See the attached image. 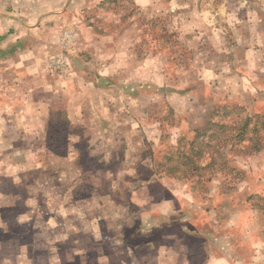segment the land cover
<instances>
[{
	"label": "rangeland",
	"instance_id": "obj_1",
	"mask_svg": "<svg viewBox=\"0 0 264 264\" xmlns=\"http://www.w3.org/2000/svg\"><path fill=\"white\" fill-rule=\"evenodd\" d=\"M103 2L92 10H83L80 16L78 13L82 27L62 28L58 52L38 62L54 79L69 76L68 52L78 54L88 70L97 67L92 58L98 54L102 57L98 64L105 69L106 57L118 45L113 43V36L128 30L125 43L118 45L123 51L117 57L119 65L125 64L128 77L115 76L116 84L121 89L129 85L128 89L120 96L115 84L105 95L108 109L104 103L95 108L94 114L101 121L106 118L108 125L95 122L89 123L90 129L82 126L78 130L86 135L97 127L115 128L125 139L119 143L121 148L124 144L128 150L120 158L130 167L140 158L144 177L154 175L163 189H169L161 191L163 197L172 193L181 213L186 214L180 221L176 219L175 230H164V239L168 240L165 245L159 244L161 231L151 236L155 247L160 245L156 249L161 248L159 255L166 252L164 264H264V0H178L182 9L179 13L163 12L158 17L151 13L153 7L140 8L134 0ZM0 4V16L10 15L3 0ZM28 14L22 12L26 19ZM187 22L192 23L189 30ZM3 31L4 36L14 33L9 27ZM66 33L71 35L68 40ZM26 46L22 43L20 48ZM61 56L65 64L58 68L54 61ZM28 62L34 61L26 52L13 59L0 55V83L9 88L12 81L32 79L26 73ZM35 78L44 77L40 74ZM126 78L130 84L122 86L120 82H127ZM95 79L94 75L90 77ZM16 93L22 97L21 90ZM102 95L90 92L96 100ZM6 99L0 87V100ZM57 114H51L50 127L70 132V125L64 123L66 114ZM247 118L251 121L243 127ZM58 142L50 140L48 144L59 147ZM24 143L27 141L22 140L21 146ZM85 143L89 142L83 141L79 147L85 148ZM4 147L8 146L4 143ZM16 152L17 161L24 162L25 151ZM199 153L203 155L200 160L196 157ZM2 161L10 160L4 157ZM196 164L198 168L194 169ZM26 174L6 171L4 175L8 176L0 181V192L18 196L20 212H42L50 199L49 184L40 185L28 195L25 188L15 190L12 186L10 180L18 183L17 178ZM42 174L35 171L34 176ZM155 189L160 188H151ZM54 197L51 200L56 208L58 197ZM66 206L68 212L75 210ZM190 211L194 217L187 214ZM0 219L9 229L0 226V243L27 239L11 234L26 228V221L22 219L19 224L15 219ZM183 231L194 234L188 236ZM140 241L133 236L131 249L136 250Z\"/></svg>",
	"mask_w": 264,
	"mask_h": 264
},
{
	"label": "crops",
	"instance_id": "obj_2",
	"mask_svg": "<svg viewBox=\"0 0 264 264\" xmlns=\"http://www.w3.org/2000/svg\"><path fill=\"white\" fill-rule=\"evenodd\" d=\"M3 1L7 6L5 11L11 14L0 16V44L3 45L0 55L13 59L26 52L34 62H28L26 69H30L27 71L22 67L32 79L12 81L9 88L8 84L0 83L7 98L0 100V181L8 176L4 175L8 170L26 172V177L17 178L18 183L10 180L15 190L25 188L28 195L40 185L49 184L50 199L42 212L24 213L20 212L18 196L9 197L6 192H0V218L15 219L19 224L23 219L22 222L29 224L11 233L22 234L27 239L12 238L0 243V264H164L166 252L160 256L161 248L156 250L168 241L164 239V230H175L176 222L186 214L181 213L172 193L163 197L161 191L168 192L169 189H163L154 175L149 179L144 177L140 158L133 167L120 158L128 150L124 144L121 148L119 143L125 139L115 128L107 126L99 130L97 127V131H86V135L78 130L82 126L90 129L89 123L109 124L106 118L101 121L94 112L100 103L107 104L108 109V96L105 95L115 87V76L128 77L125 64L122 67L117 61L123 51L118 45L125 43L128 30L113 36V43L118 45L106 57L105 69L98 64L102 59L98 54L92 58L97 67L88 70L84 68L87 63H81L78 54L68 52L67 57L71 59L69 76L54 79L51 73V76L44 73L39 60L58 52L57 39L62 28L69 25L82 27L78 13L80 16L83 10H92L104 0ZM164 1L165 4L162 0H134L140 8L153 7L151 13L155 17L163 12L179 13L182 10L178 0ZM24 11L29 13V18L22 15ZM190 25L192 23L187 22L188 30ZM4 27L14 33L11 31V35L4 36ZM20 29H23L22 33H19ZM22 43L27 46L20 48ZM40 74L44 78L36 79L35 76ZM92 75L96 76L95 81L90 80ZM126 81L128 83L120 84H130L127 78ZM116 85V91L123 96L129 85L123 89ZM19 90L22 97L16 93ZM92 90L102 93V99L92 98ZM58 112L66 114L64 123L70 125V132L62 133L50 127L51 114L57 117ZM22 140L27 141L24 146H21ZM50 140L59 141V147L49 146ZM63 141L64 147L61 145ZM83 141L89 143H85L86 147L82 149L79 145ZM18 150L26 152L24 162L17 161ZM4 157L10 161L4 163ZM35 171L44 174L36 177ZM68 179L71 180L66 182ZM153 186L160 189L151 190ZM54 196L58 197L60 205L65 204V210L57 203L58 207H53L54 200L51 199ZM45 201L43 198V205ZM66 205L75 210L68 212ZM187 214L194 217L191 211ZM3 221L0 219V226L9 231L1 224ZM160 231V245L156 248L157 243L151 236ZM183 232L188 236L194 234ZM133 236L141 238L136 250L129 245ZM168 258L173 257L169 255Z\"/></svg>",
	"mask_w": 264,
	"mask_h": 264
},
{
	"label": "built area",
	"instance_id": "obj_3",
	"mask_svg": "<svg viewBox=\"0 0 264 264\" xmlns=\"http://www.w3.org/2000/svg\"><path fill=\"white\" fill-rule=\"evenodd\" d=\"M71 35H69L68 33L65 34V38L68 40L70 38ZM65 64V57L61 56L57 59H55L54 61V66L58 67V68H63Z\"/></svg>",
	"mask_w": 264,
	"mask_h": 264
},
{
	"label": "trees",
	"instance_id": "obj_4",
	"mask_svg": "<svg viewBox=\"0 0 264 264\" xmlns=\"http://www.w3.org/2000/svg\"><path fill=\"white\" fill-rule=\"evenodd\" d=\"M250 121H251V120L247 118L246 121L243 122L242 126L245 127V126L247 125V122H250ZM243 134H244V133H243ZM196 157L198 158V160H200V159L203 157V155H202L201 153H199L198 155H196ZM188 160H189L190 162H193V158H188ZM197 165H198V164L194 165V169H197V168H198Z\"/></svg>",
	"mask_w": 264,
	"mask_h": 264
}]
</instances>
